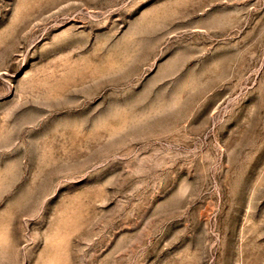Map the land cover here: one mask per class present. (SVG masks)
<instances>
[{
    "label": "rangeland",
    "instance_id": "1",
    "mask_svg": "<svg viewBox=\"0 0 264 264\" xmlns=\"http://www.w3.org/2000/svg\"><path fill=\"white\" fill-rule=\"evenodd\" d=\"M0 264H264V0H0Z\"/></svg>",
    "mask_w": 264,
    "mask_h": 264
}]
</instances>
